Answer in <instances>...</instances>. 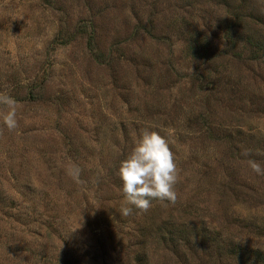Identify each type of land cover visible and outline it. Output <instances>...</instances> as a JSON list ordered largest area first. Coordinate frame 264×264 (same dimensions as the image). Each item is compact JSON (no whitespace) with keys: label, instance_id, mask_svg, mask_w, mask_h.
Wrapping results in <instances>:
<instances>
[{"label":"rangeland","instance_id":"1","mask_svg":"<svg viewBox=\"0 0 264 264\" xmlns=\"http://www.w3.org/2000/svg\"><path fill=\"white\" fill-rule=\"evenodd\" d=\"M0 93V264H264V0H0ZM145 129L179 177L142 212Z\"/></svg>","mask_w":264,"mask_h":264},{"label":"clouds","instance_id":"2","mask_svg":"<svg viewBox=\"0 0 264 264\" xmlns=\"http://www.w3.org/2000/svg\"><path fill=\"white\" fill-rule=\"evenodd\" d=\"M0 105L7 109L3 115V123L9 129L17 127V101L0 93ZM247 155V152L245 153ZM251 170L257 175H264V168L254 161H248ZM123 184L126 204L147 212L152 200L175 203L177 193L175 185L178 182L179 169L176 156L169 146V141L157 131L147 129L140 133L130 154L121 161L118 170ZM75 176L78 178L79 169ZM132 207L124 206L121 214H132Z\"/></svg>","mask_w":264,"mask_h":264}]
</instances>
